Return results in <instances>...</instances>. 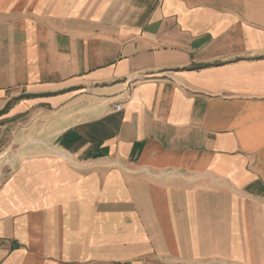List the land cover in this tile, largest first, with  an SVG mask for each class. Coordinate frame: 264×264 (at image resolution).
<instances>
[{"label":"crops","instance_id":"0c3cea01","mask_svg":"<svg viewBox=\"0 0 264 264\" xmlns=\"http://www.w3.org/2000/svg\"><path fill=\"white\" fill-rule=\"evenodd\" d=\"M0 264H264V0H0Z\"/></svg>","mask_w":264,"mask_h":264},{"label":"built area","instance_id":"2783aa9c","mask_svg":"<svg viewBox=\"0 0 264 264\" xmlns=\"http://www.w3.org/2000/svg\"><path fill=\"white\" fill-rule=\"evenodd\" d=\"M117 108H120V105H117Z\"/></svg>","mask_w":264,"mask_h":264},{"label":"rangeland","instance_id":"374dc122","mask_svg":"<svg viewBox=\"0 0 264 264\" xmlns=\"http://www.w3.org/2000/svg\"><path fill=\"white\" fill-rule=\"evenodd\" d=\"M21 124V123H20ZM23 124V123H22Z\"/></svg>","mask_w":264,"mask_h":264}]
</instances>
